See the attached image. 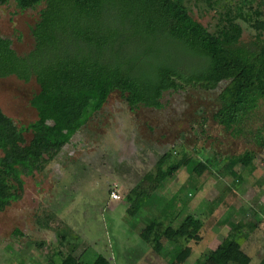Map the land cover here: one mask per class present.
<instances>
[{"label":"rangeland","instance_id":"rangeland-1","mask_svg":"<svg viewBox=\"0 0 264 264\" xmlns=\"http://www.w3.org/2000/svg\"><path fill=\"white\" fill-rule=\"evenodd\" d=\"M186 5L213 33L229 13L260 9L264 14V0H186ZM42 9L22 11L14 0H0V33L21 56L34 48L32 29ZM237 23L241 42L249 45L257 32L242 20ZM39 92L35 81L0 79V108L18 127L28 126L38 120L30 102ZM219 92L167 93L163 109L134 111L113 93L44 172L23 177L21 200L0 213V264H61L69 254L90 264L98 254L113 264H169L168 257L186 246L192 254L185 264H235L230 258L236 249L251 258L250 264H264V149L251 134L235 138L215 123ZM247 128L254 133L264 128V101ZM248 150H255L259 161L227 174L222 159ZM165 154L171 162L185 156L192 162L129 218L123 200L135 189L155 186L147 177H156ZM199 162L208 166L202 176L193 172ZM113 192L119 201L108 199ZM174 196L185 207L172 222L176 237L157 243L161 256L140 235ZM197 218H204L201 240L188 243Z\"/></svg>","mask_w":264,"mask_h":264},{"label":"trees","instance_id":"trees-1","mask_svg":"<svg viewBox=\"0 0 264 264\" xmlns=\"http://www.w3.org/2000/svg\"><path fill=\"white\" fill-rule=\"evenodd\" d=\"M14 1L22 11L43 9L32 29L34 48L28 54L19 55L11 40L0 33V79L35 81L40 92L30 102L38 120L28 126L18 127L0 108V213L21 200L23 177L44 172L103 110L113 93H119L134 111L163 109L167 93L220 90L215 123L235 138L251 134L253 143L264 149V128L247 131L264 101V14L260 9L222 16L223 25L213 33L192 17L186 0ZM238 20L257 32L249 45L241 42L243 30ZM222 160L227 161V174L237 166L253 167L259 161L255 150ZM191 162L187 156L171 162V155L165 154L156 177H147L155 186L135 189L123 200L129 205V218ZM207 170L203 162L193 168L199 176ZM184 207L178 196L172 197L141 233L158 255L163 253L157 243L176 237L172 222ZM203 220L194 221L186 242H200ZM15 235L23 236L20 231ZM191 254L186 246L167 260L185 264ZM230 261L250 264L251 258L236 249ZM61 264L90 263L69 254ZM92 264L113 263L98 254Z\"/></svg>","mask_w":264,"mask_h":264},{"label":"built area","instance_id":"built-area-1","mask_svg":"<svg viewBox=\"0 0 264 264\" xmlns=\"http://www.w3.org/2000/svg\"><path fill=\"white\" fill-rule=\"evenodd\" d=\"M108 199L109 200H114V201H119L120 200V196H119V194L113 192V193H111V195H109Z\"/></svg>","mask_w":264,"mask_h":264},{"label":"crops","instance_id":"crops-1","mask_svg":"<svg viewBox=\"0 0 264 264\" xmlns=\"http://www.w3.org/2000/svg\"><path fill=\"white\" fill-rule=\"evenodd\" d=\"M196 191V190H195Z\"/></svg>","mask_w":264,"mask_h":264}]
</instances>
